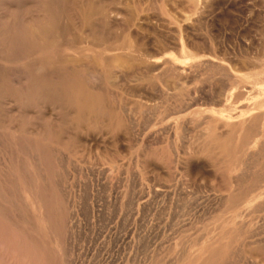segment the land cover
<instances>
[{
  "label": "rangeland",
  "instance_id": "rangeland-1",
  "mask_svg": "<svg viewBox=\"0 0 264 264\" xmlns=\"http://www.w3.org/2000/svg\"><path fill=\"white\" fill-rule=\"evenodd\" d=\"M263 149L264 0H0V264H264Z\"/></svg>",
  "mask_w": 264,
  "mask_h": 264
},
{
  "label": "bare ground",
  "instance_id": "bare-ground-1",
  "mask_svg": "<svg viewBox=\"0 0 264 264\" xmlns=\"http://www.w3.org/2000/svg\"><path fill=\"white\" fill-rule=\"evenodd\" d=\"M192 3H196V0H190ZM207 2V1H206ZM203 6V5H202ZM48 12V11H47ZM193 13V12H192ZM42 18V17H41ZM46 19V16L44 15L43 16V20ZM93 19V18H92ZM83 20V19H82ZM36 23V22H35ZM57 28V21H56V18H52V20L49 22V24H46L44 22H38L36 24H33L32 26L28 27L26 32H22L19 34V38L21 39V41L23 40H29L35 44H37L38 46H42V40H44L46 37H47V34L50 33V31H56L57 30H54ZM117 28V27H116ZM59 32V31H58ZM4 34V33H3ZM17 34V33H16ZM50 35V34H49ZM11 37H14V39L16 38L15 36H11ZM18 37V36H17ZM50 38V37H48ZM17 39V38H16ZM18 40V39H17ZM20 41V42H21ZM18 42V41H17ZM44 43V42H43ZM26 45V44H25ZM114 47V46H113ZM124 47V45H123ZM127 48V47H126ZM125 49V48H124ZM14 50V49H13ZM180 54V53H179ZM127 55V54H126ZM17 56V55H16ZM21 56V55H20ZM113 59V58H112ZM148 60V59H147ZM19 61V60H18ZM122 60H117V65H125L127 62L125 60H123V62H121ZM128 61V60H127ZM206 61V60H205ZM130 62V61H129ZM146 63L150 64L152 63L151 60L150 61H146ZM154 63V62H153ZM152 63V64H153ZM144 64V63H143ZM155 64V63H154ZM126 67V66H125ZM39 68V67H38ZM123 68V67H122ZM40 69V68H39ZM38 70V69H37ZM74 74V73H73ZM230 75V74H229ZM82 78V77H81ZM181 78V77H180ZM99 102V101H98ZM101 109V108H100ZM83 110V109H82ZM252 117V116H251ZM82 118V117H81ZM249 119V118H247ZM251 121H252V118H251ZM232 124V123H231ZM237 125V124H236ZM211 127V126H210ZM240 127V126H239ZM229 131V130H228ZM232 131V129H231ZM206 132V131H205ZM259 133V132H258ZM234 135V134H233ZM208 136V135H207ZM220 137H213L211 139V141L208 143L209 144V147L211 146L212 148V151H217L219 150V146H221L220 143H218V140H219ZM207 139V138H206ZM221 139V138H220ZM202 142V141H201ZM207 143V142H206ZM205 143V144H206ZM250 144V143H249ZM207 145V144H206ZM208 147V148H209ZM207 146L204 148L206 149ZM203 149V150H204ZM261 149V148H260ZM208 150V149H207ZM264 150V149H263ZM260 151V150H259ZM202 152V151H201ZM208 152V151H207ZM209 153V152H208ZM214 153V152H213ZM219 153V152H217ZM37 154V153H36ZM210 154V153H209ZM185 155V154H184ZM214 155V154H213ZM216 155V154H215ZM215 155H214V158H215ZM213 157V156H212ZM221 157V156H220ZM222 158L224 159V156H222ZM222 159V160H223ZM226 159V158H225ZM215 160V159H214ZM218 161V160H217ZM225 162V160H224ZM226 163V162H225ZM231 163V162H230ZM222 164V163H221ZM227 165V164H226ZM236 165V164H235ZM231 166V165H230ZM243 167V166H242ZM167 170V169H166ZM238 181V180H237ZM264 182V181H263ZM251 186V185H250ZM254 186V185H253ZM256 187V186H255ZM251 188V187H250ZM249 188V189H250ZM256 189V188H255ZM251 191V190H250ZM250 193V192H249ZM261 193V192H260ZM244 194V193H243ZM223 200V199H222ZM240 213V212H239ZM27 222V221H26ZM233 227V226H232ZM5 231V230H4Z\"/></svg>",
  "mask_w": 264,
  "mask_h": 264
}]
</instances>
